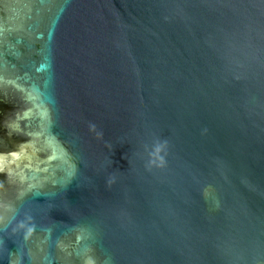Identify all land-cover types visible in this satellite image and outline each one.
Returning a JSON list of instances; mask_svg holds the SVG:
<instances>
[{
  "label": "water",
  "instance_id": "1",
  "mask_svg": "<svg viewBox=\"0 0 264 264\" xmlns=\"http://www.w3.org/2000/svg\"><path fill=\"white\" fill-rule=\"evenodd\" d=\"M0 264H264V0H0Z\"/></svg>",
  "mask_w": 264,
  "mask_h": 264
}]
</instances>
